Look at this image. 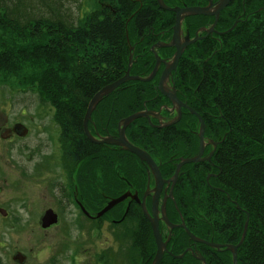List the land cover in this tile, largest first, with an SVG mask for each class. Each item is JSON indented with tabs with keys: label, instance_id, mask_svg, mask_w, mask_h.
I'll list each match as a JSON object with an SVG mask.
<instances>
[{
	"label": "trees",
	"instance_id": "16d2710c",
	"mask_svg": "<svg viewBox=\"0 0 264 264\" xmlns=\"http://www.w3.org/2000/svg\"><path fill=\"white\" fill-rule=\"evenodd\" d=\"M80 1L74 6L69 0H0V76L14 78L16 90L53 107L67 158L101 161L109 197L129 188L142 193L146 165L121 146L91 141L83 120L94 94L125 74L131 53L133 74L145 76L154 68L151 43L169 39L175 12L157 0H93L87 9ZM251 1L264 5V0ZM234 8L222 13L220 39L209 36L189 45L173 73L178 96L202 115L209 138L218 144L210 143L211 158L182 167L168 215L183 216L199 237L228 244L239 242L248 220L237 248L239 263L264 264V8L238 22ZM190 17L195 26L206 18L190 15L187 23ZM173 52L172 46L160 48L165 56ZM158 76L127 80L100 100L91 120L99 130L118 129L130 113L158 110L170 101L157 88ZM178 120L157 126L139 116L126 129L132 142L153 154L163 176H171L179 158L198 149V116L183 107ZM129 202L114 205L121 220L113 223V232L124 243L125 264H146L155 254L150 221L138 201ZM174 230L173 254L160 264H203L191 251L176 256L194 241L182 227ZM195 244L207 264H233L227 247Z\"/></svg>",
	"mask_w": 264,
	"mask_h": 264
},
{
	"label": "flooded vegetation",
	"instance_id": "af4514ba",
	"mask_svg": "<svg viewBox=\"0 0 264 264\" xmlns=\"http://www.w3.org/2000/svg\"><path fill=\"white\" fill-rule=\"evenodd\" d=\"M218 1L219 0H199L197 4L189 5H211V3L212 5H215ZM178 5L183 6L185 4ZM233 6L237 12V18H239L237 19V22L239 20H244L245 17L249 18L248 14L252 11L259 8L261 9V7L264 8L263 4L260 5V1L254 3L251 0H231L223 7L219 14L218 21L215 24L214 14L201 13L202 15H205L206 18L204 19L205 22H201L198 26L191 24V22L196 21L191 17L189 18L188 23L185 19L190 15L201 14L190 13L182 19V37L189 33L190 37H193L196 34L202 36L196 40H202L209 36H214L220 39L222 35L221 31H223V29L220 28V18L223 16L222 13L225 9L233 8ZM173 33L172 27V34L169 36V39L160 37L154 40L151 43V50L154 52L152 45L158 41L169 42ZM196 40L192 41L191 44ZM169 46L174 47L175 51L176 47L174 45H161L157 47V51L166 61H169L173 57L174 52L170 54V56H165L160 53V48ZM165 67V61H161L157 71V73L159 72L158 83L160 81V74ZM176 69L172 71L167 81V84L170 87L171 85L175 86V77L173 76V73ZM114 91H116V89ZM159 91L161 90L159 89ZM169 100V102L161 103L158 110L151 108L152 110L158 111L160 115L151 114V121L153 120V122L150 121V123L162 126L176 117L178 114L177 104L174 105L170 98ZM37 104L36 107L39 109V105L44 103L39 102ZM183 107L187 106L183 105L181 109H183ZM163 108L169 111V113H165ZM40 112H42V109L33 112H30L27 109L24 111L20 109L18 114L14 117L9 116V113L6 112L9 116L7 123L0 126V137L2 138L0 139V264H125V254L123 252L124 243L123 241L118 240L113 232V223H119L121 217L120 215H116L113 211L114 205L106 211H102V209H104V207L110 202L111 198L118 197L124 192L130 191L131 193H135L137 191L140 198H142L143 194L149 190L145 198L147 208L152 213L154 176H149L148 165H146V163L137 155L139 160L146 165L148 176V180L142 193L135 188H129L116 196L110 194L109 197L106 189V172L105 167L101 164L102 162L98 160H90L88 159L89 157L81 158L75 162L70 158H67L65 148L62 147L61 134H56L59 141L58 147L60 148L57 150L56 147H54L53 134L41 135V130L43 129L42 125H44L43 119L40 120L38 125L31 121L35 119V115L31 114H38ZM48 112L49 109L47 110V113ZM194 113L197 115L196 112ZM88 124L90 129L89 132L95 138L103 139L105 137L118 136L117 133L119 128L99 130L93 119H90ZM199 129L200 119L197 129L199 145L196 153L199 151L201 143ZM3 133L7 136L3 137ZM85 133L88 135L87 131H85ZM90 140L93 141L91 138ZM204 140L207 144L203 155L207 156L211 152L209 149L211 147L210 143H213L207 134V130L205 131ZM93 142H99L113 149L121 146L119 144L117 145L105 141ZM196 153L185 156H193L196 155ZM185 156H181L179 160ZM207 159L202 161H206ZM149 180L150 185L148 186ZM165 185L166 183L164 186ZM170 187L171 186L167 189L168 193ZM164 194L165 187L162 189L159 196V209L163 202ZM133 199L135 198L128 196L122 201H124L127 206V204L130 203L129 201H132ZM170 199H174L173 193L172 197L168 196L166 202L167 215L169 209L168 202ZM135 200L138 201L137 199ZM138 202L141 204L140 201ZM142 209L144 208L142 207ZM145 214L149 220L146 211ZM168 217L174 224L182 221L181 217L177 220L171 219L169 215ZM149 221L155 242L154 253L156 254L158 242H156L152 222L151 220ZM179 226L180 225L171 227L167 221H160L162 239L163 241H167V247L163 252V258L167 253L173 254L171 240L175 231L174 229ZM182 228L184 229V227ZM112 234L114 237L113 242ZM187 234H189V232H187ZM192 240L194 243L189 244L186 249L181 251V253H178V255H176L177 257L183 256L187 251L193 252L194 255L200 254L201 251H199L195 243L204 241H197L193 238ZM154 256L146 264H150Z\"/></svg>",
	"mask_w": 264,
	"mask_h": 264
},
{
	"label": "water",
	"instance_id": "95a60500",
	"mask_svg": "<svg viewBox=\"0 0 264 264\" xmlns=\"http://www.w3.org/2000/svg\"><path fill=\"white\" fill-rule=\"evenodd\" d=\"M231 0H219L215 5L211 3V5H178V6H173V5H169L168 3L165 2V0H158L159 5L164 8V9H170L176 12V16H175V24L173 26V36L171 38V40L169 42H160L158 41L157 43H154V45H152V49L154 50V55H156V63H155V67L148 73V75L142 76L139 74H133L131 73V64L133 62V54H130V60H129V64H128V68L126 69V72L124 75L118 77L116 79V81H113L111 83H107L105 84V86L101 87L95 94L94 96L91 98V100L89 101V105L85 111V116H84V120H83V124H84V129L85 131H87V134L89 135V137L93 140V141H100V142H111L114 144H119L121 145L123 148H125L128 151H132L133 153H135L136 155L139 156V158L141 160H143L146 165H148V172H149V176H154V193L152 195V213L150 212V210L147 208L146 205V194L148 193L149 190H147L142 198H140V196L138 195V192L136 191L135 193H131L130 191L124 192L122 193L120 196L118 197H113L110 199V202L104 207V209H102V211H106L108 209H110V207H112L115 204L120 203L122 200H124V198L131 196L135 199H137L138 201L141 202L142 207L145 209L147 216L149 218V220H151L152 222V227H153V231L156 237V242H158V247L156 250V254L153 258V260L151 261L150 264H159L160 261L163 258L164 255V250L167 247V241H163L162 239V231H160V221L161 220H165L167 221L171 227L180 225L182 227H184V229L189 232L190 236L197 241H204L206 243H208L209 245H213L216 246L218 248L222 247V246H226L228 249L232 250L233 253V261L234 264H240L239 260H238V246L241 245L244 242V237L247 233V224H248V220H246L245 224H244V229H243V233L241 235V239L239 240L238 243H233V244H228V243H219L216 242L214 240H206L204 238L198 237L197 235H195L191 229H189V227L186 225L185 219H183V216H181L182 221L180 223L174 224L168 217L167 215V209H166V202L168 200V196L172 197V193H173V189H174V185L176 183V181L179 178V174H180V170L182 168L183 165H185V163L187 162H196V161H202L205 160L207 158H211V156L214 153V149L211 150V152L207 155L204 156V150H205V146L207 144V142L204 140L205 137V119H203L202 115L200 113H198L195 109L191 108L186 101L182 100L181 98L178 97L177 95V91H176V87L174 85H171V87L167 84V81L170 77V74L172 73V71L174 69L177 68V63L179 62L181 56L183 55V51L185 50V48L191 44L192 41L201 38L202 36H200L199 34H196L193 37H190V34H186L185 36L182 37V32H181V27H182V19L184 18V16L190 14V13H197V14H201V13H207V14H214L215 15V21L214 24L218 21V17L219 14L221 12V10L223 9L224 6H226ZM213 24V25H214ZM236 24V22L234 23ZM213 28V26H212ZM211 28V30H212ZM161 45H174L176 47L175 51H174V55L173 57L169 60L166 61L164 58L161 57V55L159 54V52L157 51V47L161 46ZM161 61H165V65L166 67L163 69L162 73L160 74V81L158 83V88L168 97L171 99V101L174 103V105L177 104V109H178V114L176 115V117H174L172 119V121L164 124V125H170L173 122L177 121L181 115H182V106H187L188 108L191 109V111L194 113L196 112L198 115V119H200V148L199 151L196 153V155L193 156H185L182 157L176 164L175 167V171L172 174V176L170 177H165L162 175V171L160 168V165H158V163L156 162L153 154H150L149 151L147 149H145L142 146H139L135 143H133L130 139H128L127 137V133H125L126 128L129 126V124L131 123V121H133L134 119L138 118L139 116H147L149 118V121H151V114H156V115H160V113L158 111L155 110H148V109H144V110H139L137 112H133L128 114V116L123 117L120 121H119V130H118V136H114V137H105L103 139L100 138H95L93 135H91V133L89 132V121L92 117V112L94 111L95 107L97 106V104L100 102V100H102L105 95L110 94L112 91H114L116 89L117 86L127 82V80L130 79H142V80H149L154 78V76L156 75L158 69H159V64ZM8 114H6L4 112V110L2 108H0V126L4 125L7 123L8 120ZM153 122V121H151ZM3 137H6L7 135L5 133L2 134ZM212 140V139H211ZM214 146H217L218 144V140H212ZM166 183V185L164 186V184ZM150 185V180L148 182V186ZM170 187V191L169 193L167 192L168 187ZM165 187V194L163 196V202L160 206L159 209V196L160 193L162 191V189ZM161 212V214H160ZM196 254V253H195ZM200 259H202L203 264H207L206 262V258L205 256L200 252L199 255H197Z\"/></svg>",
	"mask_w": 264,
	"mask_h": 264
},
{
	"label": "rangeland",
	"instance_id": "374dc122",
	"mask_svg": "<svg viewBox=\"0 0 264 264\" xmlns=\"http://www.w3.org/2000/svg\"><path fill=\"white\" fill-rule=\"evenodd\" d=\"M70 3H73L74 6L77 4L74 3V0H69ZM90 2L93 3V0H81L82 8H90L93 6ZM90 3V4H89ZM12 82H15L14 78H3L0 76V107L9 113V116L14 117L18 114L19 110L22 109L23 111L27 109L30 112L35 110L42 109V112L35 114L32 113L31 115H35V119L31 120L32 123L38 125L41 119L44 121L43 129L41 130V135H52L54 136V147L56 149H60L58 147L59 141L57 139L56 134H59V126L55 123V120L52 116L53 107L48 105L47 103L40 104L39 109L36 107L38 102H36L37 98L33 93H28V95L24 94L25 92L17 89L16 86L13 85ZM36 97V98H35ZM50 106V113H47V110ZM0 139H2L0 137ZM114 241V237L112 234V242Z\"/></svg>",
	"mask_w": 264,
	"mask_h": 264
}]
</instances>
